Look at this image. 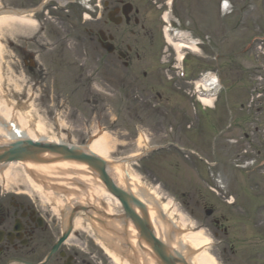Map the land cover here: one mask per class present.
Segmentation results:
<instances>
[{
  "label": "rangeland",
  "instance_id": "rangeland-1",
  "mask_svg": "<svg viewBox=\"0 0 264 264\" xmlns=\"http://www.w3.org/2000/svg\"><path fill=\"white\" fill-rule=\"evenodd\" d=\"M216 1L179 0L178 3L181 18L178 16L177 19L181 28L189 27L197 35L201 34L202 23L204 35L210 37L209 44L205 42L203 55L191 56L193 70L197 73L213 70L223 76L224 91L218 98V107L207 112V116H226L219 122L209 119L210 128L203 126L205 131L199 135L186 133L184 123L180 124L186 119L180 112L184 107L190 110L189 102L184 100L186 85L178 81L173 86L160 68L155 69L159 76L155 70L149 71L151 56L160 66V56H165L159 54L163 41H159L158 36L153 50L151 47L149 25L152 29L162 26L157 18H149L152 12L141 21L146 28L144 31L134 28L133 33H126L122 25L101 29L104 18L84 22L81 0L65 8L56 7L54 0H0V9L38 10L31 16L36 22L33 28L15 29L1 37L0 74L9 85L0 83L8 101L27 100L30 103L31 120L45 126L47 138L85 146L96 133L105 132L114 143L108 157L110 162L136 154L139 136L147 140L148 149L161 148L138 165L128 167L144 184L158 187L163 202L172 200L191 230L202 231L209 239L206 251L218 264H258V260H264V208L259 209L264 204V101L259 98V102L253 104L251 99H257L253 91L264 87V82L257 77L264 75V69H253L258 63L264 64V44L259 47L255 43L251 47L253 51L248 49L244 53L240 47L244 45L243 37L258 33L255 28L260 27L262 21L255 25L253 22L264 15V0H253L252 8L247 12L244 10L249 6L245 5L251 0H229L234 6L233 13L222 19L217 18L216 9L211 6V2ZM239 12L243 16H237ZM189 14L191 17H187ZM100 16L104 17L103 11ZM240 20H243L242 24ZM100 29L114 36L121 49L129 46L132 54H138V58L131 56L128 69L115 59L116 54L107 56L101 50L97 42ZM26 51L35 55L36 68L24 65L22 55ZM167 55L174 56L171 50ZM257 57L258 61L255 60ZM144 70L146 79L142 77ZM149 76L155 80L150 81ZM241 76L248 77L238 80L235 85L240 89L230 92V83ZM249 76L255 88H250ZM146 99L153 100L161 110L151 111ZM240 103L245 107L238 109ZM170 142L183 146L186 152L193 151L196 158L203 157L205 162L199 161L205 163L204 169L202 165L199 168L213 183L220 185V195L209 191L197 178L196 158L188 160L171 147L164 149ZM245 162L248 166L241 168ZM17 174V179L8 185V192L25 191L38 205L37 195L27 186L20 168H17ZM253 192L260 193L261 197L252 195ZM11 195L6 197L11 198ZM230 195L234 196L233 207L227 204ZM41 203L46 207L47 203ZM246 206L249 213L258 214L259 223L262 220V226L254 232L242 225L244 217L240 213L245 212ZM206 209L214 210L210 218L204 214ZM219 215L227 221L221 222V228L216 229L213 223ZM223 228L227 229L226 233L222 232ZM88 235L76 229L68 242L71 253L75 251L82 262L86 257L91 264H111ZM234 238L240 239V246L237 244L236 248L239 246L241 250L233 249Z\"/></svg>",
  "mask_w": 264,
  "mask_h": 264
},
{
  "label": "bare ground",
  "instance_id": "bare-ground-1",
  "mask_svg": "<svg viewBox=\"0 0 264 264\" xmlns=\"http://www.w3.org/2000/svg\"><path fill=\"white\" fill-rule=\"evenodd\" d=\"M35 25L36 22L32 20L31 15H2L0 16V39L7 32L10 33L15 29L33 28ZM177 36L180 42L174 44L176 48L195 51L184 35L178 33ZM1 47L0 44V51ZM2 81L3 78L0 74V82ZM1 85L2 83H0V145L9 144L16 139H29L33 142L46 139L47 130L45 126L39 121L35 124L31 120L28 113V109H31L30 103L25 100L17 106L14 100V103L8 101L3 96L4 91ZM201 85L210 93L218 90V83L212 75L204 78ZM201 101L206 107L213 105L212 99L204 97ZM46 140L48 143L62 142L61 139L53 140L49 137ZM141 142L139 139V147L142 145ZM113 144L109 134H96L84 147L86 152L95 157L91 156V158L90 155L86 157L102 163L106 177L116 187L126 192L129 191L144 204L149 224L154 233L153 237L166 243L170 254H181L186 257L189 264H218L216 259L206 251L209 239L203 235L202 231H191V226L185 222L178 210L172 207L170 201L162 203L157 193V187L145 186L141 182L140 176L134 174L132 169L126 165V161L110 162L108 160L113 150ZM67 149L69 148L67 147ZM137 156L138 154H135L132 158ZM17 168L22 170L26 184L46 202L54 203L57 209H61L63 206L68 209L72 203L78 202L95 209H102L107 215L122 214L118 201L106 191L99 179L98 171L84 162L68 160L55 153H43L37 161L1 163L0 180L8 183L7 188L12 181L17 179ZM52 185L64 189L66 195L62 196L52 192L53 190L50 191ZM55 190L58 192V189ZM60 192L62 193V191ZM134 210L140 214L138 210ZM113 224H116L113 226L120 230L117 241L130 245V255L136 259L137 264H158L151 253V249L146 244L138 243L137 231L130 222L127 221L126 227L117 222ZM173 225L176 228L174 230L171 229ZM75 227L85 229L81 219L75 221ZM106 228H108V232L111 229L109 226ZM122 230H125L126 234ZM99 245L113 264H130L119 258L104 244L99 243Z\"/></svg>",
  "mask_w": 264,
  "mask_h": 264
},
{
  "label": "flooded vegetation",
  "instance_id": "flooded-vegetation-1",
  "mask_svg": "<svg viewBox=\"0 0 264 264\" xmlns=\"http://www.w3.org/2000/svg\"><path fill=\"white\" fill-rule=\"evenodd\" d=\"M123 0H110L104 3L105 9L113 10ZM116 3V4H114ZM14 227L17 230L14 232ZM54 238L48 215L38 214L29 203H14L0 199V256L13 252L24 261L35 253L41 254ZM40 262L44 257L39 256Z\"/></svg>",
  "mask_w": 264,
  "mask_h": 264
},
{
  "label": "water",
  "instance_id": "water-1",
  "mask_svg": "<svg viewBox=\"0 0 264 264\" xmlns=\"http://www.w3.org/2000/svg\"><path fill=\"white\" fill-rule=\"evenodd\" d=\"M45 152L62 155L65 159L68 160L84 162L96 169L100 175V179L102 180L108 191L116 198H118L119 202L122 205V209L126 214V217H129L132 223L139 229L141 237L148 242L154 253L163 261L164 264H172L173 259L167 256L165 248L153 238L147 222L145 220L141 221L138 218V216L134 213L131 204L138 207L145 216L143 206L129 195L115 188L110 180L106 177L103 170V164L98 162L97 160H92V157H86L84 154L76 152L73 149L68 150L66 147H42L38 144L33 145L31 142L26 141L22 143H16L0 153V163L34 160L37 158L38 154Z\"/></svg>",
  "mask_w": 264,
  "mask_h": 264
}]
</instances>
